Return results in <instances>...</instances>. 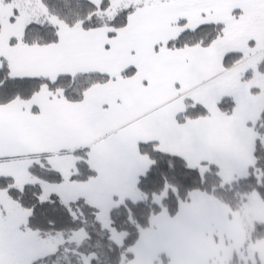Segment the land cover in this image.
Listing matches in <instances>:
<instances>
[{
  "label": "snow or ice",
  "instance_id": "snow-or-ice-1",
  "mask_svg": "<svg viewBox=\"0 0 264 264\" xmlns=\"http://www.w3.org/2000/svg\"><path fill=\"white\" fill-rule=\"evenodd\" d=\"M0 264H264V0H0Z\"/></svg>",
  "mask_w": 264,
  "mask_h": 264
},
{
  "label": "trees",
  "instance_id": "trees-1",
  "mask_svg": "<svg viewBox=\"0 0 264 264\" xmlns=\"http://www.w3.org/2000/svg\"><path fill=\"white\" fill-rule=\"evenodd\" d=\"M177 211H178V208L175 209V210H173V211L171 212V215H172V216H175Z\"/></svg>",
  "mask_w": 264,
  "mask_h": 264
},
{
  "label": "rangeland",
  "instance_id": "rangeland-1",
  "mask_svg": "<svg viewBox=\"0 0 264 264\" xmlns=\"http://www.w3.org/2000/svg\"><path fill=\"white\" fill-rule=\"evenodd\" d=\"M245 215L247 216V213H245Z\"/></svg>",
  "mask_w": 264,
  "mask_h": 264
}]
</instances>
